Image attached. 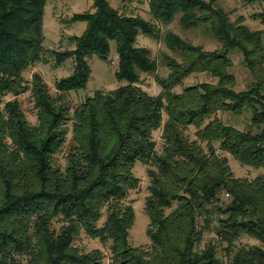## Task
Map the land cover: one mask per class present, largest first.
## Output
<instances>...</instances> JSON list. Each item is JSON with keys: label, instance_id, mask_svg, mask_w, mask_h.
I'll use <instances>...</instances> for the list:
<instances>
[{"label": "trees", "instance_id": "1", "mask_svg": "<svg viewBox=\"0 0 264 264\" xmlns=\"http://www.w3.org/2000/svg\"><path fill=\"white\" fill-rule=\"evenodd\" d=\"M47 1L0 0V264H104L99 249L80 252L73 247L80 229L109 246L108 264H221L214 244L197 249L211 231L226 244L228 264H264L263 31L250 30L241 16L231 22L217 0H148L152 21L120 13L108 0H91V12L71 18L85 23L83 32L71 38L73 49L53 55L57 64L72 59L73 69L54 82L52 95L39 74L30 82L23 77L41 61ZM242 1L251 5L261 0ZM175 17L182 28L207 25L220 48L205 51L166 33V46L181 60L163 55L168 73L155 78L160 92L151 96L140 83L142 75L156 73L157 62L136 40L139 35L158 40L159 26ZM250 17L264 26V7ZM113 50V78L119 87L86 96L70 117L63 103L66 94L84 89L93 58L107 62ZM234 51L254 78L244 91L234 90L229 58ZM193 74H207L216 83L174 91ZM28 91L36 111L34 126L17 100L4 101L8 94ZM244 112L250 113L247 131L216 117ZM189 127L195 128L194 140L186 134ZM159 129L163 145L157 154L152 133ZM69 131L61 171L53 167V158ZM216 147L263 173L253 180L234 178ZM136 162L153 167L147 170L144 203L147 248L130 245L134 213L124 204L139 185L132 173ZM223 192L230 198L223 199ZM55 221L61 222L58 231L51 229ZM241 235L261 245L236 248Z\"/></svg>", "mask_w": 264, "mask_h": 264}, {"label": "rangeland", "instance_id": "2", "mask_svg": "<svg viewBox=\"0 0 264 264\" xmlns=\"http://www.w3.org/2000/svg\"><path fill=\"white\" fill-rule=\"evenodd\" d=\"M207 1V0H203ZM109 4L118 10L120 13L140 16L144 20L152 21L149 13L148 0H108ZM217 7L223 9L229 15L231 22L241 16L244 18V25H246L252 31L262 30L264 33V26L259 23L258 20L252 19L250 16L257 9L256 7H249L239 3L238 0H217ZM258 11L259 8L257 9ZM92 11L91 0H48L43 14V52L41 54V61L32 64L24 73V81L30 82L33 74H39L45 84L48 87L49 92L54 95V82L58 79L65 78L71 74L73 69V60L67 59L57 64L54 60V54L57 52H63L73 49L74 45L71 41L72 37L79 36L84 28V22H74V14L86 13ZM159 25V24H158ZM160 27V38L154 40L143 35H139L136 40V44L139 47H144L150 50L152 57L157 62V71L153 75H142V82L140 87L151 96H156L160 92V87L155 81L156 77H165L168 73L167 69L163 65V55L172 57L177 61L181 60V57L176 52L170 50L163 37L166 33H174L181 37L183 40L191 45L199 46L205 51H213L220 48L219 42L213 36L207 25H199L196 28H182L178 23V17H175L168 25ZM114 49V44H112ZM232 62L231 73L235 78L234 90L244 91L252 84H254V78L249 73L248 69L242 63L241 54L238 51H234L229 56ZM97 60L92 64V74L84 89L77 92H71L66 94L63 103L68 109V115L71 117L73 110L84 100L86 96H91L95 91H109L119 87V83L115 82L113 74L116 69L117 56L115 51H111L110 58L107 62ZM93 63V62H92ZM95 66V68H94ZM105 73V79L99 76V73ZM212 83L215 84L216 80L209 77L207 74H193L183 80L181 86H177L174 91L180 92L183 87L194 85L198 83ZM124 83V82H122ZM17 100L21 109L25 115L26 121L31 125H36V111L33 107V100L31 93L23 92L18 96L8 94L4 97V101ZM1 109V107H0ZM165 118V115H163ZM216 117L227 125H232L239 130L247 131L251 129L250 125V113L244 112L241 115L235 116L230 113H217ZM67 129H71V122L67 124ZM195 128L189 127L186 134L190 140H194ZM152 139L155 142L156 153L162 152L163 141L161 139V131L156 130L152 133ZM71 140L70 131L67 133L65 144L55 154L53 158V167L63 171L66 167V154L69 149V143ZM216 153L221 158L227 160L228 166L232 172V175L236 179H248L253 180L263 173L262 169H252L241 165L238 161L233 159L228 153L218 150L216 147ZM153 169L150 165H145L141 162H136L132 173L138 178L139 185L135 190H131L128 197L124 200V204L131 206L134 213V221L131 229L129 230V243L132 247L147 248L150 244L146 234V230L149 224L148 216L144 209L145 198L149 194L148 186L150 185V179L147 175V170ZM223 199L230 198L227 192H223ZM212 210V209H210ZM105 220V215L100 219L98 225L101 226ZM216 221V216L213 215V224ZM211 224V228L212 225ZM61 226L60 221H55L51 229L58 231ZM208 243L214 244L218 248L217 257L222 262L221 264H228L229 258L225 255L223 248L226 244L221 243L215 236L214 232H208L204 234L203 241L197 246L198 250L204 248ZM72 245L80 252H89L94 249H99L104 257V264L109 262L108 245H102L99 240L89 238L85 232L80 229L73 239ZM236 248L240 246H258L261 245L257 240L250 238L246 235H241L235 242Z\"/></svg>", "mask_w": 264, "mask_h": 264}, {"label": "crops", "instance_id": "3", "mask_svg": "<svg viewBox=\"0 0 264 264\" xmlns=\"http://www.w3.org/2000/svg\"><path fill=\"white\" fill-rule=\"evenodd\" d=\"M239 1V3H241V4H243V5H247V4H245L242 0H238ZM249 7L251 6H253V7H256L257 9L259 8V10L261 9V8H263L264 7V0H261V1H259V2H257V3H254V4H251V5H248ZM255 10V12L254 13H256V12H258V10ZM253 13V14H254ZM245 22V21H244ZM95 61H97V60H93V64H94V62ZM94 68H95V66H94ZM97 77H100V80H101V77H102V80H103V78L105 79V73L104 72H102L101 74L99 73V76H97Z\"/></svg>", "mask_w": 264, "mask_h": 264}]
</instances>
